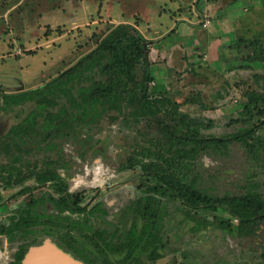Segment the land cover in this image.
Wrapping results in <instances>:
<instances>
[{
  "label": "rangeland",
  "instance_id": "obj_1",
  "mask_svg": "<svg viewBox=\"0 0 264 264\" xmlns=\"http://www.w3.org/2000/svg\"><path fill=\"white\" fill-rule=\"evenodd\" d=\"M138 5L139 9L134 8ZM180 7L185 11L183 18L196 20L198 24L203 20L202 25L207 20L213 21L207 33L218 31L217 34H226L225 30L233 27L237 38L247 39V44L258 41L264 47V0H0V92L13 94L42 87L95 49L99 41L97 37L113 26L142 23L143 30L148 31V18L147 21L154 25L152 32L155 29L165 31L173 22L176 23L172 19L179 17L172 14V10ZM158 11L166 12L158 14ZM196 13L199 16L195 17ZM219 18L229 24L221 31ZM177 24L180 25V33L184 23ZM202 25L197 29L199 32L203 31ZM169 37L173 42L179 40L174 33ZM229 38L227 46L231 48L222 49L224 56L209 60L205 65L220 75L219 79L232 81V87H226L223 82L213 84L214 75L206 76L207 81L199 76L191 81L190 86L197 82L193 87H170L169 96L182 104L183 112L205 120V124L212 123V126L209 124L210 127L203 128L205 136L233 134L240 135V138L178 163L187 179L196 181V187L208 197L255 192L264 199V126L258 127L250 136L243 134L246 126H258L264 121V101L251 106L252 115L245 110L249 102L248 93L255 92L264 99V64L258 67L247 62L249 67H239V64L249 61L248 56L254 50L244 43L241 47L234 45L233 34ZM235 59L240 61L237 67H233L237 63ZM228 68H234L232 77L228 71L225 72ZM94 76L97 77L96 74ZM156 78L160 79L157 75ZM165 78L161 77V80ZM211 78L213 85L208 82ZM84 81H77L74 87L89 85L87 80ZM65 106L66 101L62 100L58 106L49 109L58 117L47 122L45 116H39L35 129L16 138L10 136L9 131L36 111L37 104L27 102L6 111L0 108V230L18 219L22 210H25L22 215L35 210L55 218L76 217L77 214L70 210L63 211L64 202L57 206L51 201L52 198L61 201L62 197L68 196L73 203L86 209L85 212L99 207L100 211L92 219L95 229L116 233L117 239L124 241L134 221L142 224L136 211L138 201L143 199L149 187L156 184L155 180L143 175L141 167L128 166L132 156L147 161L146 157L150 155L151 158L157 151L162 144L155 140L160 136L158 129L148 127L143 119L137 121L127 110L121 113L108 109L85 120L74 110L64 112ZM62 116L69 119V123L57 128ZM251 116L248 125L241 121ZM73 153L79 157L80 163L73 159ZM97 158L116 173L115 177L103 188H81L72 194L68 193L66 179L60 175L58 182L62 186L52 182L39 183L33 176L19 185H9L3 171L4 167L13 165L22 169L24 175L46 169L58 173L59 169H64L71 177L83 174L85 164L91 166ZM161 212L164 215L160 226L165 243L164 256L152 261L148 253L138 252L135 257L137 264H264V225L254 236L240 235L237 230L239 220L223 206H218L214 212L207 209L192 211L180 201L166 198L162 200ZM215 217H223L232 226L224 229L215 224L193 231L198 219L211 223L215 222ZM53 229L57 228L35 226L34 234L25 237L20 232L15 242L0 233L3 237L0 250L7 242L12 261L20 245H26L30 253L50 244L84 264H120L122 255H92L93 245L75 233L80 246L91 259V262H84L65 246L61 238L65 229L61 227L60 232Z\"/></svg>",
  "mask_w": 264,
  "mask_h": 264
},
{
  "label": "trees",
  "instance_id": "obj_2",
  "mask_svg": "<svg viewBox=\"0 0 264 264\" xmlns=\"http://www.w3.org/2000/svg\"><path fill=\"white\" fill-rule=\"evenodd\" d=\"M97 39L99 41L95 49L42 87L13 94L0 92V108L6 111L27 102L37 104L36 111L31 112L23 122L9 131L10 136L13 135L15 138L24 136L30 129H35L39 116H45L47 122L58 117L49 109L58 106L62 100L66 101L64 112L68 109L74 110L85 120L108 109L121 113L127 110L128 114L137 121L143 119L148 127H156L160 136L155 140H158L157 143H162L161 146L154 154L152 153L151 158L150 155L146 157L147 161L132 156L128 166L141 167L145 177L156 181L153 187L148 188L143 199L138 201L136 211L139 214L137 216H141L142 224L138 225L134 221L125 240L118 238L120 240L118 241L116 233L109 234L106 229H95L91 218L100 211L98 207L78 218L71 216L55 218L53 215L47 216L35 210L27 211L22 215L25 211L22 210L18 219L1 227L0 233L6 234L9 241L15 242L20 232H23L21 236L25 237L34 234L35 226H42L44 229L57 228L53 230H61L62 227L65 229V234L62 236L65 246L84 262H91V259L87 251L80 246L81 242L74 235L75 233L93 245L92 255H122L120 264H137L136 254L142 252L148 253L150 260L156 261L164 256L165 243L161 237L160 226L164 221L161 212L162 200L166 198L180 201L192 211L207 209L214 212L218 206H223L233 218L239 220L237 230L240 235H256L257 229L264 225V199L259 194L248 192L240 196L208 197L196 187V181L190 182L187 179L178 163L194 159L199 153L240 138V135L205 136L203 128L210 127L209 124L212 126V123L205 124V120L191 117L181 110V103L159 95L157 89L151 87L154 81L149 58L151 42L135 25L124 23L113 26ZM246 42L247 39L242 37L237 43L238 47L244 43L254 50L247 60L264 64L263 45L258 41H249L248 44ZM95 74L97 77L94 76ZM84 80H87L89 85L74 87L77 81L85 82ZM248 97L249 102L245 105V110L252 115L251 106L258 105L264 99L255 92L248 93ZM191 101H194L193 97ZM202 103L203 101L201 105L204 107ZM250 120L252 116L241 121L248 125ZM68 123L69 119L65 120L62 116L57 128ZM260 126H264V121L258 126H246L243 130L244 136L252 135ZM3 171L6 173L4 176L9 185H19L27 177L33 176L39 183L52 182L62 186L58 182L59 174L51 169L32 171L30 175H24L22 169L13 165L4 167ZM51 201L57 206L60 202H64L63 211L70 210L80 215L86 211L69 200L68 196L62 197L61 201L55 198ZM189 216L191 217L192 213ZM215 224L224 229L232 226L231 222L223 217H215V222L211 223L198 219L192 229L194 232L200 231L203 227L208 228ZM26 253L27 246L20 245L10 264H21Z\"/></svg>",
  "mask_w": 264,
  "mask_h": 264
},
{
  "label": "crops",
  "instance_id": "obj_3",
  "mask_svg": "<svg viewBox=\"0 0 264 264\" xmlns=\"http://www.w3.org/2000/svg\"><path fill=\"white\" fill-rule=\"evenodd\" d=\"M139 2L140 1H137V3ZM134 8L139 9V5ZM164 12L166 11H158V14L159 13L163 14ZM183 13H185V11L181 7L177 8L176 11L172 10V14L179 15V17L178 19H172L175 20L176 23L174 24L173 22V25L168 26V28L165 31H161L160 29H155V31L152 32L151 29L154 27V25L152 24L151 21H147L149 20L148 18L146 20L147 22L146 28L149 29L148 31L143 30L142 23H140L139 25L132 23L140 30V32L145 36V38L151 42L149 58L151 62L150 70L152 77L154 78V81L152 82L154 86L152 87H156L157 91L162 96H167L171 98L169 96L170 87H193L194 85H196L197 82H195L193 86H190V83L191 81L194 82L195 79H197V77L203 76L202 78L205 77L206 80V76L212 77L213 75L214 76L212 78L215 79L213 84L216 83L221 84L223 82L225 83L226 87H232L233 86V83H231L232 81L229 83L223 81V79H219L220 75L214 73L213 70L209 68V66L207 67L205 65V63L209 60L221 59V56H224L225 54V52L222 53V49H224L225 47L231 48L230 46H227V42H228L227 39L231 40V38H229V35L233 34V36L235 37V40H232L234 45H238L237 42L242 37L237 38V36L233 31V27L232 28L228 27L229 24L227 22L223 23V21L220 20L221 18L218 19L219 31H221L223 27L224 28L228 27V29L225 30L226 34L223 33L217 34L218 31L213 33L212 32L207 33L206 30L209 29L210 26L212 27L211 22L213 23V21H210L209 25L205 26L204 23L202 25L203 20L201 21L199 20L200 23L198 24V21L196 20L187 19L185 17L183 18L182 17ZM221 14L223 13H220V16H222ZM197 15L199 16V14L196 13L195 17H197ZM178 22L184 23V28L181 29L180 33L178 32L180 28L179 27L180 25L177 24ZM233 24L235 25V23ZM199 25L200 26L202 25L203 31L199 32L197 30ZM171 33L177 35L179 40L173 42V40L170 39L169 37ZM193 37H195L194 40L192 39ZM235 61L237 63L233 65V67H237L239 65H241L239 66L241 68L249 67L250 64L247 62H251V64H254V66L257 65L258 67L261 64L260 62L243 60L244 62H246V64L238 65V62L240 61L237 59H235ZM233 69L234 68L225 69V72L228 71L230 77H232L234 72ZM156 75L160 77L159 80L156 78ZM161 77H166V78L161 80ZM170 78L171 80H168ZM213 79L208 82L212 84ZM186 80H188L187 84L185 83ZM161 84H164V86L161 87L160 86ZM187 103H189V101ZM205 108L207 109L208 107L205 106Z\"/></svg>",
  "mask_w": 264,
  "mask_h": 264
},
{
  "label": "clouds",
  "instance_id": "obj_4",
  "mask_svg": "<svg viewBox=\"0 0 264 264\" xmlns=\"http://www.w3.org/2000/svg\"><path fill=\"white\" fill-rule=\"evenodd\" d=\"M66 151L68 150L66 146ZM207 159V157H205ZM73 159L80 163L79 157L73 153ZM58 174L62 179H66L69 187L68 193L72 194L81 188H103L112 180L116 173L109 167L105 166L101 158H97L91 166L85 164L83 174L68 177L64 169H59ZM91 177V179H88ZM3 237H0L2 239ZM11 251L5 242L3 250H0V264H10Z\"/></svg>",
  "mask_w": 264,
  "mask_h": 264
},
{
  "label": "water",
  "instance_id": "obj_5",
  "mask_svg": "<svg viewBox=\"0 0 264 264\" xmlns=\"http://www.w3.org/2000/svg\"><path fill=\"white\" fill-rule=\"evenodd\" d=\"M42 259L40 262H47L48 259L51 264H84L83 262L76 261L64 254L61 250L56 247L46 244L41 247H38L34 251L30 253H26L24 259L22 260V264H30L34 260ZM49 264V263H48Z\"/></svg>",
  "mask_w": 264,
  "mask_h": 264
},
{
  "label": "bare ground",
  "instance_id": "obj_6",
  "mask_svg": "<svg viewBox=\"0 0 264 264\" xmlns=\"http://www.w3.org/2000/svg\"><path fill=\"white\" fill-rule=\"evenodd\" d=\"M42 259H38V260H34V261H32L30 264H51V262L48 260V259H46L47 261H48V263L47 262H45V261H43V262H40Z\"/></svg>",
  "mask_w": 264,
  "mask_h": 264
},
{
  "label": "flooded vegetation",
  "instance_id": "obj_7",
  "mask_svg": "<svg viewBox=\"0 0 264 264\" xmlns=\"http://www.w3.org/2000/svg\"><path fill=\"white\" fill-rule=\"evenodd\" d=\"M98 208H99V207H98ZM91 210H92V209H91ZM91 210H90V211H91ZM90 211H88V212H84V214H87V213H89ZM96 214H97V213H95L94 215H96ZM75 215H76V213H75ZM79 215H80V214H77L75 218H78ZM81 215H82V216H81ZM81 215H80V217H83V212L81 213ZM94 215H93V216H94ZM93 216H92L91 219H93ZM54 231H59V232H60V230H54ZM63 235H64V234H63ZM61 238H62V237H61ZM62 239H63V238H62ZM66 247H67V246H66ZM67 248H68V247H67ZM68 249H69V248H68ZM69 250H71V249H69ZM71 251H72V250H71Z\"/></svg>",
  "mask_w": 264,
  "mask_h": 264
},
{
  "label": "built area",
  "instance_id": "obj_8",
  "mask_svg": "<svg viewBox=\"0 0 264 264\" xmlns=\"http://www.w3.org/2000/svg\"><path fill=\"white\" fill-rule=\"evenodd\" d=\"M209 23H210V21H207V22L205 23V26H208V25H209Z\"/></svg>",
  "mask_w": 264,
  "mask_h": 264
}]
</instances>
